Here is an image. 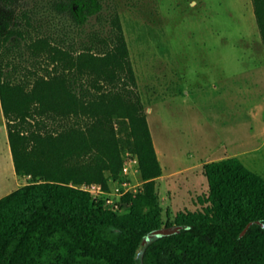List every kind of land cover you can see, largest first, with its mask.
I'll list each match as a JSON object with an SVG mask.
<instances>
[{
	"label": "trees",
	"instance_id": "trees-1",
	"mask_svg": "<svg viewBox=\"0 0 264 264\" xmlns=\"http://www.w3.org/2000/svg\"><path fill=\"white\" fill-rule=\"evenodd\" d=\"M253 3L264 41V0ZM0 99L29 178L0 197V264H264V175L238 156L204 163L208 191L165 223L163 166L115 0H0ZM128 152L144 184L115 209L82 186L110 188Z\"/></svg>",
	"mask_w": 264,
	"mask_h": 264
},
{
	"label": "rangeland",
	"instance_id": "rangeland-1",
	"mask_svg": "<svg viewBox=\"0 0 264 264\" xmlns=\"http://www.w3.org/2000/svg\"><path fill=\"white\" fill-rule=\"evenodd\" d=\"M115 3L163 166L157 179L163 218L174 222L176 212L195 209L199 194L208 191L201 172L205 161L225 157L226 150H244L252 139V147H261L244 155V163L264 174V112L254 110L264 105V41L254 3ZM241 88L245 95L256 94L254 105L247 102L237 116H227L226 94L235 96ZM28 180L16 172L0 99V197Z\"/></svg>",
	"mask_w": 264,
	"mask_h": 264
},
{
	"label": "built area",
	"instance_id": "built-area-1",
	"mask_svg": "<svg viewBox=\"0 0 264 264\" xmlns=\"http://www.w3.org/2000/svg\"><path fill=\"white\" fill-rule=\"evenodd\" d=\"M123 166L119 178L112 180L111 187L105 188L101 184H85L84 189L90 191L93 198L115 209L120 208V199L129 192L139 191L144 184L141 173V160L136 152L123 155Z\"/></svg>",
	"mask_w": 264,
	"mask_h": 264
},
{
	"label": "crops",
	"instance_id": "crops-1",
	"mask_svg": "<svg viewBox=\"0 0 264 264\" xmlns=\"http://www.w3.org/2000/svg\"><path fill=\"white\" fill-rule=\"evenodd\" d=\"M243 93H244L243 89L241 88V92L237 93L235 96L226 94L227 98L225 99V102H224L225 106L223 108V111H224L223 113H225L227 116H231V117L234 116V115L237 116L238 112L241 111V109L244 107L245 103L247 104V102L249 103V102L252 101V105H254V101L256 100V99H254V97H256V94L255 93L254 94L253 93H246V95H245ZM239 95H240V97H239ZM252 107H254V106H251V108ZM255 109H256L257 112H259V111L264 112V105H261L259 107H258V105H256V108H254V110ZM227 129H229V128H227ZM229 131L230 130H227L228 133H229ZM251 141H252V139L249 140V146L246 149L241 150V151L238 150V149H233L231 151L226 150V151H224L226 153V156L225 157H220L218 159L231 157V156H238V157H240L243 160V162H245L244 159H243L244 155L252 153V152L260 149V147H261V146L252 147L250 145ZM158 156H159V154H158ZM212 160H215V159H212ZM254 160H255L254 157L248 158V162L250 164L254 163ZM209 161H211V160H209ZM205 162H208V161H205Z\"/></svg>",
	"mask_w": 264,
	"mask_h": 264
},
{
	"label": "water",
	"instance_id": "water-1",
	"mask_svg": "<svg viewBox=\"0 0 264 264\" xmlns=\"http://www.w3.org/2000/svg\"><path fill=\"white\" fill-rule=\"evenodd\" d=\"M254 223V221H251L248 223V225L246 226L245 230L242 232V234H244L247 229L250 227V225ZM183 228L182 224H174V225H170V226H162L159 228H156L152 231H150L146 236H145V240H150L155 236H162L164 234H171L174 232H178L179 230H181Z\"/></svg>",
	"mask_w": 264,
	"mask_h": 264
}]
</instances>
